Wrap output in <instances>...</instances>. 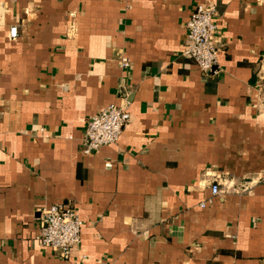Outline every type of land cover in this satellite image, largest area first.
Here are the masks:
<instances>
[{"label": "crops", "instance_id": "1", "mask_svg": "<svg viewBox=\"0 0 264 264\" xmlns=\"http://www.w3.org/2000/svg\"><path fill=\"white\" fill-rule=\"evenodd\" d=\"M204 1L214 74L183 54ZM110 104L121 138L85 154ZM54 203L69 259L35 238ZM0 264H264V0H0Z\"/></svg>", "mask_w": 264, "mask_h": 264}, {"label": "built area", "instance_id": "2", "mask_svg": "<svg viewBox=\"0 0 264 264\" xmlns=\"http://www.w3.org/2000/svg\"><path fill=\"white\" fill-rule=\"evenodd\" d=\"M218 27L217 8L209 1L199 3L186 22L187 35L183 54L193 59L204 74L217 72L219 46L215 38ZM17 34V27H11V37L15 38ZM122 65H129L126 57L122 58ZM129 118L130 113L123 104H110L100 109L87 120L82 151L90 154L103 146L117 144ZM220 184V181H216L211 185L213 195L221 192ZM239 189L247 190L248 186L245 183ZM83 226V220L73 206L54 203L41 211L35 238L42 247L53 249L61 258L69 259L81 244Z\"/></svg>", "mask_w": 264, "mask_h": 264}]
</instances>
